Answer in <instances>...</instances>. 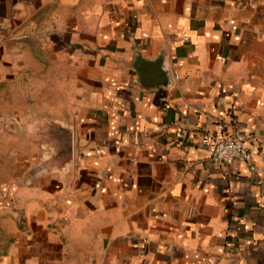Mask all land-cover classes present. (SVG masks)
<instances>
[{
    "label": "crops",
    "instance_id": "crops-1",
    "mask_svg": "<svg viewBox=\"0 0 264 264\" xmlns=\"http://www.w3.org/2000/svg\"><path fill=\"white\" fill-rule=\"evenodd\" d=\"M0 135V264H264V0H0Z\"/></svg>",
    "mask_w": 264,
    "mask_h": 264
},
{
    "label": "built area",
    "instance_id": "built-area-1",
    "mask_svg": "<svg viewBox=\"0 0 264 264\" xmlns=\"http://www.w3.org/2000/svg\"><path fill=\"white\" fill-rule=\"evenodd\" d=\"M173 77L166 83V86L172 88L175 81L178 79L176 70L172 73ZM252 152L247 145L246 139L242 135H234L214 139L210 159L214 162L220 161H249Z\"/></svg>",
    "mask_w": 264,
    "mask_h": 264
},
{
    "label": "rangeland",
    "instance_id": "rangeland-1",
    "mask_svg": "<svg viewBox=\"0 0 264 264\" xmlns=\"http://www.w3.org/2000/svg\"><path fill=\"white\" fill-rule=\"evenodd\" d=\"M16 146L17 145H14V146L12 145L10 136L0 135V182L2 181L0 183V186L2 184H5V182L9 180L12 171H20L23 166L22 161L17 165L18 160L16 159ZM13 149H15V153L11 154ZM11 195H12V192L7 190L6 188V191L3 194L4 200L6 198L9 199ZM4 200L3 202L0 203V211H6L7 207L5 206H7V204L5 202L7 201L4 202ZM8 244H9V240L4 239L3 240L4 251L6 249L5 246H7Z\"/></svg>",
    "mask_w": 264,
    "mask_h": 264
},
{
    "label": "water",
    "instance_id": "water-1",
    "mask_svg": "<svg viewBox=\"0 0 264 264\" xmlns=\"http://www.w3.org/2000/svg\"><path fill=\"white\" fill-rule=\"evenodd\" d=\"M163 76L164 78L158 84H166L170 80L169 73H167L166 71L163 72Z\"/></svg>",
    "mask_w": 264,
    "mask_h": 264
}]
</instances>
